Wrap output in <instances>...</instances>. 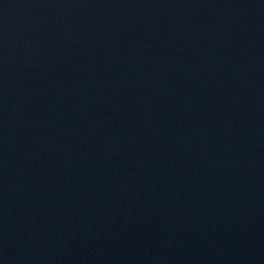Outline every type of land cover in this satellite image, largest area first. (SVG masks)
I'll return each instance as SVG.
<instances>
[{"label": "water", "instance_id": "95a60500", "mask_svg": "<svg viewBox=\"0 0 264 264\" xmlns=\"http://www.w3.org/2000/svg\"><path fill=\"white\" fill-rule=\"evenodd\" d=\"M0 264H264V0H0Z\"/></svg>", "mask_w": 264, "mask_h": 264}]
</instances>
